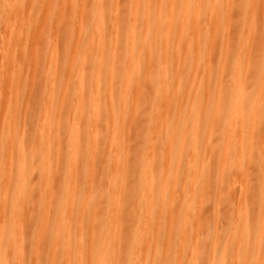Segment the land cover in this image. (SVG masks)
I'll return each instance as SVG.
<instances>
[{
	"label": "bare ground",
	"instance_id": "6f19581e",
	"mask_svg": "<svg viewBox=\"0 0 264 264\" xmlns=\"http://www.w3.org/2000/svg\"><path fill=\"white\" fill-rule=\"evenodd\" d=\"M0 79V264H264V0H0Z\"/></svg>",
	"mask_w": 264,
	"mask_h": 264
},
{
	"label": "rangeland",
	"instance_id": "374dc122",
	"mask_svg": "<svg viewBox=\"0 0 264 264\" xmlns=\"http://www.w3.org/2000/svg\"><path fill=\"white\" fill-rule=\"evenodd\" d=\"M125 20V19H124ZM131 21H134V18L133 17H130L129 19H127L126 20V23H131ZM109 39H110V33L108 34V41H109ZM235 57V55H232L231 56V59H233ZM44 70V69H43ZM41 75H43V77H46L47 76V73L46 72H44V73H42ZM1 80V79H0ZM47 92V90L44 92V94ZM31 94H30V92H28V94H27V98H29V99H24V100H22L18 105H19V108L20 109H22V108H24L25 106H26V102L28 101L29 103H31V104H35L36 102H35V99H32V96H30ZM42 99V98H41ZM45 99V97H43V99H42V105H41V112L40 113H44L46 110H47V107H46V105H45V102H43V101H45L44 100ZM28 103V104H29ZM27 104V105H28ZM85 107H86V110H87V114H90V113H88L89 111H91L92 110V108H93V104H92V102L91 101H86L85 102ZM143 111H146L143 115H141V116H138V118H136V123L138 124V125H142V123H143V120H142V118L143 117H145V115H147L148 113H147V108H144L143 109ZM3 114H0V122L2 121V119H3ZM108 121V116H107V113L105 112V111H101L100 113H98V116H97V123H98V130L99 131H101V132H104L105 130H104V124H106V122ZM16 124H17V132H18V134H20L21 133V130H22V116L20 115L18 118H17V120H16ZM28 128L29 129H31V131L33 132V134H34V136H32L30 139L31 140H33L34 141V144H36V147H38V143H37V141H38V139H39V137H40V134H41V132H39L40 131V128H41V123H37V122H35V123H33V124H31L30 126H28ZM123 130H122V135L123 136H125V135H127V133H128V131H129V126L126 124V126H124V128H122ZM92 131V127L90 126V128H89V132H91ZM142 131H147V129H146V125L145 126H143L142 127ZM185 131L187 132V134L189 135V134H191V126L190 125H187L186 127H185ZM106 132H108V131H106ZM118 132V131H117ZM21 135H19L18 136V138L20 137ZM42 137V136H41ZM21 138V137H20ZM56 140H57V138H56V135L54 134V133H52L51 134V136H50V141H51V145H52V147L53 148H57L56 147V145H57V142H56ZM100 151V150H99ZM71 154H74V151H72V150H69V152H68V154H66V155H61V161H63V160H67L68 158H69V156L71 155ZM98 155H99V159L100 160H102V162H104V159H105V155H103V151H100V152H98ZM6 156H7V152H6V149L4 148V144H0V201L2 200V198L4 197V193H5V186H4V184L1 182V180H2V171H7V173L10 175V178H14V177H16L18 174H19V172H20V169H19V164L16 162V161H14L12 164H7L6 163ZM33 164H34V168H35V172H36V174H35V176H31L30 174L28 175V180H32L35 184H41V183H43V181H44V176H43V171H44V169H43V166L41 165V163H40V160H39V158L38 159H35V160H33ZM231 181H234V178H232V180ZM235 182H236V180H235ZM95 189H96V192H99L100 190H101V185H100V182L99 181H96V184H95ZM224 190V191H223ZM222 190V193L223 194H225V195H227V188H225V189H223ZM79 191H82L81 193H83V192H86V190H85V186H84V184H82L81 186H80V188H79ZM80 193V194H81ZM78 196H81V195H78ZM227 200H229L228 198H226ZM109 204H110V202H109V200L107 199V202L105 203V206L108 208L109 207ZM131 203L129 202V205H130ZM61 204L60 203H58V202H54L53 203V205L51 206V207H49V210H50V213H51V220L52 221H58L59 220V217H60V214H62L63 212L61 211V210H58V209H56V207H58V206H60ZM36 209H34L33 210V212L32 213H30V214H32V215H35V218L37 219V218H39L40 217V215L42 214V210L40 209V210H36ZM129 210H131V206H129ZM223 211H224V214L226 215V217H228L229 218V224L228 225H226L225 226V228L227 229L228 227H231V226H233L234 225V219L236 218V212L233 210V209H231L230 207H229V205H227V204H225V206H224V208H223ZM26 214V213H25ZM66 213H63L62 215H65ZM26 216H28V214H26ZM30 216V215H29ZM28 218V217H27ZM3 217L0 215V224L3 222ZM7 220H10V216H8V219ZM28 220V219H27ZM126 232H128V228H127V230H126ZM2 240H0V242H2V243H4L6 240H7V238H1ZM29 239H31L30 237H27V239H26V246H27V248L29 249V247H31L30 245H31V240H29ZM99 241V240H98ZM209 241H210V239H209ZM27 263L28 264H31V262H30V260H28L27 259ZM90 262H89V260H85V264H89ZM71 264H74V262H72Z\"/></svg>",
	"mask_w": 264,
	"mask_h": 264
}]
</instances>
